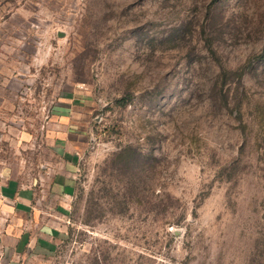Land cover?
<instances>
[{
    "label": "rangeland",
    "instance_id": "rangeland-1",
    "mask_svg": "<svg viewBox=\"0 0 264 264\" xmlns=\"http://www.w3.org/2000/svg\"><path fill=\"white\" fill-rule=\"evenodd\" d=\"M70 162L76 195L56 198ZM12 181L63 215L58 262L264 264V0H0Z\"/></svg>",
    "mask_w": 264,
    "mask_h": 264
},
{
    "label": "crops",
    "instance_id": "crops-1",
    "mask_svg": "<svg viewBox=\"0 0 264 264\" xmlns=\"http://www.w3.org/2000/svg\"><path fill=\"white\" fill-rule=\"evenodd\" d=\"M77 102L75 99H65L66 110L62 111V117L68 119L70 127L61 132L65 144L62 143L60 150L65 155L71 154L73 161L79 150L83 149L86 135L84 128H72V123L81 124L76 120L79 117L77 113H82ZM65 166L64 170H58L53 175L50 193L55 197L63 195L65 200H69L76 195L75 162ZM16 184L12 181L0 189V259L7 261V264H52L59 241L67 236L63 215L57 211H43L36 206L34 193ZM58 225L62 228H57Z\"/></svg>",
    "mask_w": 264,
    "mask_h": 264
},
{
    "label": "built area",
    "instance_id": "built-area-1",
    "mask_svg": "<svg viewBox=\"0 0 264 264\" xmlns=\"http://www.w3.org/2000/svg\"><path fill=\"white\" fill-rule=\"evenodd\" d=\"M52 264H76L74 261L70 260H62V261H54Z\"/></svg>",
    "mask_w": 264,
    "mask_h": 264
},
{
    "label": "water",
    "instance_id": "water-1",
    "mask_svg": "<svg viewBox=\"0 0 264 264\" xmlns=\"http://www.w3.org/2000/svg\"><path fill=\"white\" fill-rule=\"evenodd\" d=\"M60 37H62V35H60Z\"/></svg>",
    "mask_w": 264,
    "mask_h": 264
}]
</instances>
